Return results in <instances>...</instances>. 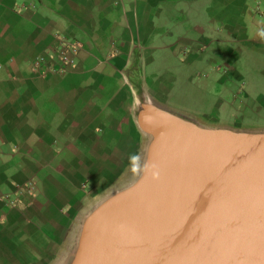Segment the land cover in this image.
Returning <instances> with one entry per match:
<instances>
[{"label": "crops", "instance_id": "obj_1", "mask_svg": "<svg viewBox=\"0 0 264 264\" xmlns=\"http://www.w3.org/2000/svg\"><path fill=\"white\" fill-rule=\"evenodd\" d=\"M58 33L81 60L40 76ZM144 98L264 117V0H0V264L69 262L89 212L141 171Z\"/></svg>", "mask_w": 264, "mask_h": 264}, {"label": "water", "instance_id": "obj_2", "mask_svg": "<svg viewBox=\"0 0 264 264\" xmlns=\"http://www.w3.org/2000/svg\"><path fill=\"white\" fill-rule=\"evenodd\" d=\"M138 177L82 223L67 264H264V130L139 101Z\"/></svg>", "mask_w": 264, "mask_h": 264}, {"label": "built area", "instance_id": "obj_3", "mask_svg": "<svg viewBox=\"0 0 264 264\" xmlns=\"http://www.w3.org/2000/svg\"><path fill=\"white\" fill-rule=\"evenodd\" d=\"M83 50L84 44L82 41L58 33L54 41L48 45L45 53L32 61V69L35 73L44 77L50 75L65 76L76 69ZM31 185V181L27 182L18 193L7 195L11 199V203L17 205L19 197L22 198L29 194L34 195L35 193L30 189ZM15 195L17 197H13Z\"/></svg>", "mask_w": 264, "mask_h": 264}, {"label": "rangeland", "instance_id": "obj_4", "mask_svg": "<svg viewBox=\"0 0 264 264\" xmlns=\"http://www.w3.org/2000/svg\"><path fill=\"white\" fill-rule=\"evenodd\" d=\"M156 102V101H155ZM159 103V102H156ZM162 106H165L173 111H176L178 113L187 115L194 120H197L203 125L207 126H228L236 129H242V130H255V131H260L264 130V117H255V112H249V114H239V116L235 118H220V119H215L213 117H208L207 115H203L200 113H191L183 110H178L175 108H170L166 104L159 103ZM251 114V116H250Z\"/></svg>", "mask_w": 264, "mask_h": 264}]
</instances>
